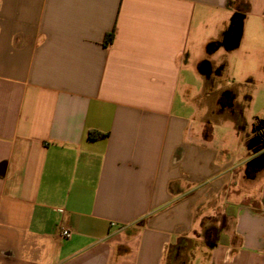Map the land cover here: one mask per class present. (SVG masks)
I'll use <instances>...</instances> for the list:
<instances>
[{"label":"crops","instance_id":"obj_1","mask_svg":"<svg viewBox=\"0 0 264 264\" xmlns=\"http://www.w3.org/2000/svg\"><path fill=\"white\" fill-rule=\"evenodd\" d=\"M242 1L0 0V264H264V169L242 177L257 131L229 105L242 136L183 110L193 74L225 92L264 68L235 51L264 22Z\"/></svg>","mask_w":264,"mask_h":264},{"label":"rangeland","instance_id":"obj_2","mask_svg":"<svg viewBox=\"0 0 264 264\" xmlns=\"http://www.w3.org/2000/svg\"><path fill=\"white\" fill-rule=\"evenodd\" d=\"M245 3L246 0H243L239 8H243L242 10H244L246 7ZM245 13H243V15H246ZM247 18L249 22L246 23V28L244 27L245 29L243 32V37L246 41L235 50L236 54L239 56L248 54L253 56L255 52H260L261 48L262 50L264 49V22L260 23L254 15L247 16ZM191 77L193 81L192 84L195 86L193 91H191V97L195 103L191 106L185 107L184 109L181 108L182 106H179V111L184 110V113L189 114L190 112H193V114H197L198 109L202 107L200 105L209 104L210 106L203 113V116H205L206 119L210 121V128L214 133H230L229 135L234 137L242 136V134H244L241 131L239 132L234 130V120L229 110H225V112L219 113V111L221 110L220 99L224 98V93L232 96L233 102L236 101L235 107L233 105L230 109L234 113L236 108L235 115H241L244 117L247 123V132H249V130H252V128L258 122L264 121V68L256 67L252 70V76L251 78H249V87H245L242 85H233L231 86L232 91L225 92H217V88L214 85L209 86L208 88H204L201 77L197 74H193ZM232 77H230L231 81L233 79ZM244 77V75H239L237 79H244ZM195 105H199V108L197 106L195 107ZM226 106L227 105L223 107L226 108ZM220 123L222 125H220ZM250 150L254 152V154H252V159L250 160V162L253 159L259 158L264 154H261L262 148L260 147ZM258 172L259 171L256 172V167H245V170L242 173V177L243 179L248 180L250 178H253L254 175ZM243 189L249 190V187H243ZM201 226V234H203L205 237V233L208 229L222 226V222L220 218L207 219L202 221ZM212 230L215 232L214 229Z\"/></svg>","mask_w":264,"mask_h":264},{"label":"water","instance_id":"obj_3","mask_svg":"<svg viewBox=\"0 0 264 264\" xmlns=\"http://www.w3.org/2000/svg\"><path fill=\"white\" fill-rule=\"evenodd\" d=\"M240 18H241V16L239 14H236L234 16L232 27L226 35L225 44H226V47L228 49H234L239 44V39H240L239 20H240ZM199 70H200L201 74H203L205 76L211 75V69L209 67V63H207V62L202 63ZM257 145H258V142L254 141L250 145V149L257 146ZM250 166L256 167V172L263 170L264 169V154L261 155L259 158L253 159L251 162H249L247 167H250Z\"/></svg>","mask_w":264,"mask_h":264},{"label":"flooded vegetation","instance_id":"obj_4","mask_svg":"<svg viewBox=\"0 0 264 264\" xmlns=\"http://www.w3.org/2000/svg\"><path fill=\"white\" fill-rule=\"evenodd\" d=\"M210 67V65H209ZM211 69V67H210ZM211 74H212V70H211ZM224 98L220 99V104L222 106H225V105H229V106H233V98L232 96L228 95L227 93H224L223 94ZM225 99V100H224ZM254 129L257 131L256 133V137L254 139L255 142H259V147L262 148V153H264V121L262 122H258L255 126H254Z\"/></svg>","mask_w":264,"mask_h":264},{"label":"trees","instance_id":"obj_5","mask_svg":"<svg viewBox=\"0 0 264 264\" xmlns=\"http://www.w3.org/2000/svg\"><path fill=\"white\" fill-rule=\"evenodd\" d=\"M247 11V6L245 7V9H244V11H242V12H246ZM113 34H114V30L112 31V33L111 34H109L108 35V38H107V43H111L112 42V40H113ZM89 138L90 139H92V140H97V139H102L105 135L104 134H101V133H99V132H93V131H91V132H89ZM211 229V230H210ZM210 229H208L207 230V232H209V234H211V235H213V230H212V228H210ZM206 232V233H207ZM212 232V233H211ZM210 236V235H209ZM208 236V237H209ZM210 239V238H209Z\"/></svg>","mask_w":264,"mask_h":264},{"label":"built area","instance_id":"obj_6","mask_svg":"<svg viewBox=\"0 0 264 264\" xmlns=\"http://www.w3.org/2000/svg\"><path fill=\"white\" fill-rule=\"evenodd\" d=\"M111 225L115 226L114 223H112ZM60 236L64 239H70L72 237V232L69 229H62L60 232Z\"/></svg>","mask_w":264,"mask_h":264}]
</instances>
